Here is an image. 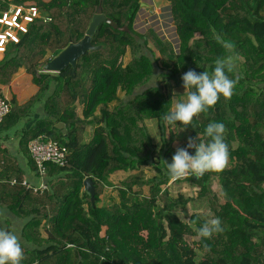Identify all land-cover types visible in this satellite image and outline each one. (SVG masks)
I'll return each mask as SVG.
<instances>
[{
  "label": "trees",
  "instance_id": "1",
  "mask_svg": "<svg viewBox=\"0 0 264 264\" xmlns=\"http://www.w3.org/2000/svg\"><path fill=\"white\" fill-rule=\"evenodd\" d=\"M26 1L0 0V14L11 2L32 3L48 18H37L0 57L1 85L25 71L39 87L24 104L14 95L11 111L0 121V211L22 224L16 230L4 215L0 228L19 234L21 264H264V0H165L176 45L153 29L136 30L142 0ZM99 7L119 28L101 23L92 41L100 47L85 53L75 71L72 66L42 71V61L84 37ZM217 35L233 42L240 57L234 95L221 96L192 125H177L189 138L207 141V125L223 123L229 163L223 171L185 178L199 187L197 195H174L167 163L178 147L162 117L173 107L174 89L184 88L185 72L211 73L216 58L228 54ZM155 41L161 43L158 54ZM129 49L132 58L124 64ZM153 79L157 86L148 88ZM119 90L125 92L122 99ZM0 97L5 98L1 89ZM149 120L159 126L161 144L154 141ZM61 122L66 133L56 126ZM12 134L19 140V156L3 146ZM40 135L69 149L65 166L47 162L48 189L42 193L22 184L41 178L28 147ZM120 171L126 176L112 187L118 194L101 204L112 174ZM86 177L95 184L94 203L85 190ZM205 197L224 229L211 239L195 231L208 218L194 212L188 221L196 224L189 227L178 214Z\"/></svg>",
  "mask_w": 264,
  "mask_h": 264
},
{
  "label": "clouds",
  "instance_id": "2",
  "mask_svg": "<svg viewBox=\"0 0 264 264\" xmlns=\"http://www.w3.org/2000/svg\"><path fill=\"white\" fill-rule=\"evenodd\" d=\"M145 5L144 3L142 8ZM216 39L228 54L216 58L211 73L208 71L198 73L189 69L182 75L187 98L176 101V94L173 93V107L162 117L165 129L169 126L175 127L178 122L185 127L190 126L194 117L215 106L221 96L231 99L234 95L239 83V77L234 74L240 57L233 42L224 40L219 35ZM157 81L153 79L148 88L156 87ZM226 132L227 128L223 123L211 122L205 128V135L209 138L207 141L200 140L199 136L189 138L186 147L177 148L172 162L167 163L170 180L174 182L190 176L199 178L207 172L223 171L228 166L230 158L229 146L225 141ZM189 149H194L195 154H190ZM4 215L5 213L0 212V216ZM181 221L185 222L183 219ZM195 224V220L188 221L189 227ZM195 231L198 237L211 239L214 234L221 233L224 229L220 218L213 217L205 220ZM23 259L24 246L19 234L7 228H0V264H21Z\"/></svg>",
  "mask_w": 264,
  "mask_h": 264
},
{
  "label": "rangeland",
  "instance_id": "3",
  "mask_svg": "<svg viewBox=\"0 0 264 264\" xmlns=\"http://www.w3.org/2000/svg\"><path fill=\"white\" fill-rule=\"evenodd\" d=\"M36 2V0H30V1H26V2ZM44 1H48V0H44ZM14 2H11L10 4H12ZM9 4V7H10ZM147 4H149L150 6V10L147 8H143V10L141 11L142 14L140 15V18L138 19V22L136 23L137 29H143L141 28L142 25L144 24H152L153 28L155 29L156 33L160 35V37L164 40V39H170L172 41H174V44H177V38H176V34H175V27H173L171 25V21H170V17L169 12H168V7H169V3L165 2V0H152L149 1L147 0ZM148 17V18H147ZM152 18H154V20H152ZM151 29V28H150ZM148 29V31L150 30ZM143 33V32H140ZM161 45L160 41H155L154 44L152 45L153 48L155 49L156 53L158 54V47ZM51 57V53H47V56L45 57L50 58ZM132 58V52L129 49L128 52L126 53V55L123 57L122 61L124 64L128 63ZM46 63L44 61H42L39 64V68L42 70V64ZM55 73V72H53ZM174 92L176 94V101H182V100H186L187 96H186V89L185 88H177L174 89ZM179 93H182V96H177ZM174 99V96H173ZM79 110L82 109V105L79 104ZM112 106V105H111ZM81 113V111H80ZM99 113V112H98ZM148 126L149 129L151 131V134L153 136V139L156 143L161 144V138H160V128L156 122V120H149L148 122ZM173 132L174 136H175V141L173 143V145L175 147H186L187 143H188V139H189V134L190 133H185L184 129L179 127L178 125H176L175 127L169 126L166 130L167 136L169 137L170 133ZM14 135L12 134V137ZM16 137V138H14ZM14 139H11L10 137V142H12L11 145H8V142H4V145H8L11 147H18L19 144V140L17 136H14ZM8 143V144H7ZM123 174L120 175H113L110 178V184H108L105 188V191L103 194H101L100 198H101V204H106L108 203L110 197L116 196L118 193L117 191L113 190L112 187L115 185H119L121 180L123 179ZM41 181H38L39 184L43 181L42 178H40ZM168 185H170V190L174 195H177L179 192H183L188 196H195L198 194L199 191V187L192 184L190 181L188 180H177V181H170L168 183ZM212 190L215 191L216 193H218L220 191L219 189V185L217 183H212ZM146 192H148V189L146 188ZM220 196L221 193H220ZM2 212V211H0ZM197 212L199 213L202 217L204 218H213L212 217V212L209 210V206H208V197H205L204 199H196V201H193L191 203L188 204L186 209H181L178 210V214L182 219L185 220H189L190 216L192 213ZM7 217L12 218V227H15L16 230H19L22 226L21 223H18L14 218L12 214H8ZM43 233L45 234V229L42 228ZM196 239V238H195Z\"/></svg>",
  "mask_w": 264,
  "mask_h": 264
},
{
  "label": "built area",
  "instance_id": "4",
  "mask_svg": "<svg viewBox=\"0 0 264 264\" xmlns=\"http://www.w3.org/2000/svg\"><path fill=\"white\" fill-rule=\"evenodd\" d=\"M152 2V0H149ZM146 5L143 8L150 10L147 0L143 1ZM143 8L139 11L134 25L137 31L146 32L148 29H153V24H144L141 28L137 29L136 23L142 14ZM169 19L171 21V12L168 7ZM37 18L48 19L47 15H44L38 6L35 4H12L9 9L3 11L0 14V57L6 52L8 45L11 43L18 44L21 41V37L29 32V26L34 23ZM148 18V17H147ZM154 20V18H152ZM171 25H174L171 22ZM12 105L7 98L0 97V121L11 111ZM28 147L32 157L37 164V173L43 179V181L34 185L27 179L22 182V184L27 185L34 190V192L42 193L48 189V184L46 182L47 162L59 166H65L68 162L69 149L68 147L58 140H55L47 135H40L29 141ZM12 183H17L16 180Z\"/></svg>",
  "mask_w": 264,
  "mask_h": 264
},
{
  "label": "water",
  "instance_id": "5",
  "mask_svg": "<svg viewBox=\"0 0 264 264\" xmlns=\"http://www.w3.org/2000/svg\"><path fill=\"white\" fill-rule=\"evenodd\" d=\"M144 5V3L142 4ZM107 22L114 28H119L117 22L111 17H107L102 8L99 7L86 30V33L82 39L76 42H70L59 53L52 56L50 60L42 64V71L44 72H56L59 73L68 66H72L73 71L76 70L79 59L88 51L97 49L100 46H93L92 41L95 36L98 27L101 23ZM121 30H127V27H120ZM59 129H62L66 133L67 129L64 123L56 125ZM85 190L91 195L92 202L95 200V184L91 177H86L84 180Z\"/></svg>",
  "mask_w": 264,
  "mask_h": 264
},
{
  "label": "crops",
  "instance_id": "6",
  "mask_svg": "<svg viewBox=\"0 0 264 264\" xmlns=\"http://www.w3.org/2000/svg\"><path fill=\"white\" fill-rule=\"evenodd\" d=\"M33 77L31 74H28L27 72L25 71H22L21 73H19L15 78L14 80L12 81L11 84L9 85H1L0 84V89L3 91V95L5 98L11 100L12 97L15 95L19 104H24L25 102H27L31 97H33L34 95L37 94L38 90H39V87L33 82ZM118 96H119V99H122L124 98L125 96V92L123 90H119L118 92ZM118 104V100H115L113 102H111L109 104V107L110 108H113L115 107V105ZM112 105V106H111ZM148 122V121H147ZM148 124V123H147ZM16 136V135H15ZM14 137V136H13ZM11 136V139H14L16 137L13 138ZM9 143V144H8ZM7 144L8 145H11L12 142H8ZM8 145H3V146H8ZM11 150L19 156V153L17 152V150L15 149V147H11ZM22 160V159H21ZM120 174H123V178L126 176V173L123 172V171H120V172H117L115 174H112L113 175H120ZM37 183L34 184V185H38L39 182L38 181H41L40 179H37L35 177H32ZM5 213V216L7 217L8 212H3Z\"/></svg>",
  "mask_w": 264,
  "mask_h": 264
}]
</instances>
